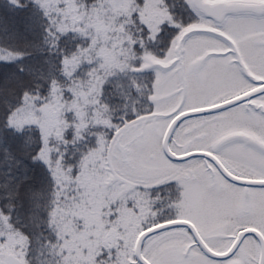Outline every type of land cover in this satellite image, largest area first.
Returning <instances> with one entry per match:
<instances>
[{"label": "rangeland", "instance_id": "1", "mask_svg": "<svg viewBox=\"0 0 264 264\" xmlns=\"http://www.w3.org/2000/svg\"><path fill=\"white\" fill-rule=\"evenodd\" d=\"M133 1L135 2V0H102V7L100 6L102 18L95 19V25H102L105 21V23H115L117 19L124 17L128 11H131L129 4H132L133 10H135ZM108 4L114 5L109 12L117 13V15L112 16L110 13L111 15L107 14L109 18L107 17L104 9ZM206 23L208 21L200 19L195 24L171 25L175 34L170 35L166 40H164L165 38L158 40V43L161 42L166 45V48H170L169 54L163 58L153 55L150 52V46L145 47L146 52L144 54L140 53L139 50L135 52L136 49L131 47L132 44L129 45L130 48L128 49H124L123 46L120 49H111L115 54L126 57L123 62L125 67L121 66V74L128 73L127 80L129 83L127 80L123 81L124 79L120 81L119 78V85L128 91L131 88H137L138 92L137 99L134 100L135 107L133 105L128 113L116 116L114 121L110 120L109 114L106 112L101 116L94 114V104L90 106L87 103L90 97L86 95L73 108L75 113H73L72 126L67 123L66 119V114L70 109L62 111L63 106L58 108L54 104L40 101L41 105L37 107L32 102L26 101L23 106L15 109L10 118V125L14 128L35 125L37 129H40L39 133L43 136H41L43 143L39 147L38 157L45 160V163L49 160L52 161L53 171L61 175L60 180L57 178L54 180L55 186L57 187L59 183V188H64V193L60 190L58 193L54 192L53 196L58 194L61 209L72 214L68 218L72 226L81 225L83 230H81L82 227H78V231H82L83 235L90 236L93 242V246L87 249L88 256H86L85 248L83 253L82 247H80L82 248L81 255L75 256L73 251L68 250L72 248L73 242L72 238H68L67 241L70 243H68L69 246L65 255L68 260L76 257L78 260H82V257L90 256L92 259L80 261L81 264H91L90 262L105 264L103 248L100 245L103 240L102 224L104 220H102V216L108 212L109 216H117L118 218V211L128 210L129 199L136 201L141 199L139 205H142L143 208L140 209V213L136 217L140 223L134 225L132 218L128 225L124 219L123 226H119L122 228L121 236L110 227L114 234L108 237V240L113 244L112 241L118 237L119 240L126 238L127 244L126 247L115 246L114 255L108 264H139L135 259L134 246L139 232L143 230L141 228L143 224L151 227L162 221L185 214L187 217L196 220L205 231L209 230L207 235L212 236L216 224H229L227 219L225 223L217 222L220 218H217L216 213L221 210V207L218 208L216 205L219 198L223 199L224 202L221 200L220 202L222 205L225 204L227 214L237 210L245 212L246 205H249L250 210L253 208L250 212L254 211L264 221V188L233 186L228 184L226 180H215L220 184V189L211 185L212 180H188L192 175L188 176L187 162L172 163L161 150L163 137L173 117L188 107L202 103L201 97H197L196 93H194L195 97L192 96L188 99L183 97L181 77L177 66H180L179 70H183L180 51L184 47V39L192 33V38L203 37L202 32L207 31L201 26ZM150 29L154 30L152 27ZM158 29L159 27L156 26L154 32ZM140 31V35L143 36L146 30ZM211 31L213 32V29ZM138 40L136 38V41ZM145 41L146 38L141 41V44ZM20 58V54L0 47V62H15ZM111 63L112 59H110L109 65ZM201 75L203 72L192 71V68L188 66L186 77L192 87H197V81ZM17 82L19 80H15V83ZM93 87L92 92L98 94L99 88L94 85ZM20 90L21 88L15 87L14 95L19 94ZM81 90L85 93L88 91L84 86ZM128 91L125 93V98L130 96L131 92L128 93ZM142 92H144L143 96L140 94ZM237 109L239 108H233L231 111ZM59 110L62 112H57ZM247 114L254 119L260 118L253 110L247 111ZM95 121L103 126L95 125ZM183 126L181 125L176 130L175 138L172 140L178 152L186 148H184L185 145H177ZM69 130H71V134H65ZM65 138H72L71 149L60 148L64 144L68 145L63 140ZM63 157L66 162H64ZM153 192L161 196L159 203H161L162 210L158 213H153L148 204L154 196ZM1 208L6 209L3 200L2 206H0V250L4 247L3 251H5V242H8L9 247L15 248L18 245L19 249H23L17 243L22 238H17L16 231L11 228L14 225L12 217H9ZM22 208L23 206L17 210H22ZM28 209L27 207L22 211L16 210L15 215H20L21 212ZM29 215L33 222V214ZM127 215L128 213L122 216L127 217ZM206 217L209 221L208 225L204 221ZM88 220H93L95 225L97 220L98 227L94 229L95 226L88 224ZM34 223L36 222L34 221ZM54 225L57 228L60 226L59 223ZM171 232H185V230L176 228L151 236L145 243L143 255L149 257L154 264H227L225 261L219 263L211 260L202 254L196 246H190L191 239H188V243L174 248L169 244H163L167 234ZM59 234L63 235L61 232ZM76 247L78 248V246ZM62 255L61 253L60 256L62 257ZM237 255L247 264H258L260 248L257 243L247 238ZM6 257H4L5 264H26L24 260L13 255ZM44 260L46 264L58 262V259L55 260L52 255L45 256Z\"/></svg>", "mask_w": 264, "mask_h": 264}, {"label": "trees", "instance_id": "2", "mask_svg": "<svg viewBox=\"0 0 264 264\" xmlns=\"http://www.w3.org/2000/svg\"><path fill=\"white\" fill-rule=\"evenodd\" d=\"M100 6L102 0H0V47L21 55L18 61L0 62V206L3 200L6 209H1L12 217L14 225L10 226L16 231L17 238H22L17 243L27 252L26 257L32 264L40 263L44 241L60 242L61 252H66L68 246L65 242L72 238L82 244L68 250L78 256L83 248V253L86 249L88 256L87 236L78 231L81 225L72 226L68 219L72 214L61 209L59 195L53 196L60 190L64 193V188H59V183L58 188L55 186L54 180H60L61 175L53 171L52 161L45 163L38 157L43 143L40 129L35 125L21 128L10 125L15 109L26 101L37 107L41 105L40 101L58 108L63 106L62 111L70 109L66 119L72 126L73 108L85 95L90 97L87 103L94 104L93 113L101 116L106 112L111 121L128 113L131 106L135 107L137 88L124 90L118 83L119 78L120 81L127 80L128 73L121 74L126 57L111 51L122 46L128 49L130 44L136 46L137 22L133 9L130 8L126 16L113 24L105 21L102 25H95V19L102 18ZM113 6L108 4L105 7L106 15H117L109 12ZM110 59L112 63L109 65ZM15 80L19 82L15 83ZM93 85L99 88L98 94L92 92ZM83 86L88 89L87 93L81 90ZM15 87L21 88L19 94L14 95ZM127 91L131 93L125 98ZM143 93L140 94L143 96ZM95 125L103 126L96 121ZM65 134H71V130ZM71 139H63L68 145L60 148L71 149ZM131 202L129 199L128 210L118 211V218L109 216L108 212L104 214L102 226L120 228L124 219L129 225L132 218L133 224L139 225L136 217L140 212L129 206ZM21 206L22 210L29 209L15 215L22 211L17 210ZM126 213L127 217L122 216ZM29 214H33L32 220L36 223L30 220ZM55 223L60 224L59 228ZM87 223L95 226L94 229L99 225L97 220L96 225L93 220ZM4 246L8 250H20L18 245L9 247L8 242ZM86 258L82 257V260Z\"/></svg>", "mask_w": 264, "mask_h": 264}, {"label": "flooded vegetation", "instance_id": "3", "mask_svg": "<svg viewBox=\"0 0 264 264\" xmlns=\"http://www.w3.org/2000/svg\"><path fill=\"white\" fill-rule=\"evenodd\" d=\"M202 1L206 3L236 1L239 3L256 5L261 8L264 7V0ZM133 4L135 5V10H133L134 18L137 22L135 37L137 40L139 39L135 44V52L139 50L140 53L144 54L146 52L145 47L150 46V52L160 58L166 57L170 52V48H166V45L161 42L158 43V40L160 38H165L164 40H166L170 35L173 36L175 34L171 25L195 24L199 22L200 19L208 21V23L201 26V28L207 31L202 32V34H204L203 37L199 36L192 38V33L184 39V47L180 51L184 72L183 70H179L180 66H177L181 77L183 97L185 96L184 98L187 97V99L192 96L195 97L194 93H196L197 97H201L202 103L193 105V107H188L180 113L192 109L210 107L245 93L257 91V93L247 101L235 106L212 113L188 117L182 120L171 136V150L177 154L192 152L209 153L215 156L234 176L242 179L264 180V113L256 107L257 105L264 106V10L263 13L260 14L255 12L229 14L225 16L223 21H220L198 9L194 0H135V2L133 1ZM129 5L131 9H133L132 4ZM145 18L146 20H144ZM156 26H158L159 29L154 32ZM150 27L154 28V30L150 29ZM143 29L149 33L145 31V34L141 36L140 30ZM211 29H213V32ZM142 38H146V41L143 44H141V41L143 40ZM188 66L189 68H192V71L197 72V70H199L203 72V75L198 78L197 87H192L190 81H187L186 73ZM237 107L239 109L231 111V109ZM249 110L255 111L260 118L254 119L248 116L247 111ZM180 113L175 115L173 119ZM238 124L240 126H237ZM181 125L184 126L181 128L182 133L177 145H185L184 148H186L184 150L182 149L183 151L178 152L175 145H173L172 140H174L175 132ZM161 150L164 156L168 158L163 151L162 145ZM169 160L172 163L187 162L188 176L192 175L188 180H212L211 185L215 186L214 188L221 187L215 180H226L230 185L241 186L229 181L230 179L223 174L215 162L205 156L192 157L179 162L171 159ZM246 191L249 192V190ZM157 194L156 192H153L154 196H152L153 198L150 199V202L148 203L150 210L153 213H158L162 210V207L160 206L161 203H159V198H161V196H158ZM140 200L136 201L133 199L129 206L140 211V209L143 208L141 207L142 205H139L141 203ZM220 200L221 198L217 199L216 204L218 208L221 207V210L219 209L220 211H217L216 213L217 218H220L217 222L225 223L228 220L227 223L229 224H216L215 230L212 231L213 235H210L211 237L207 235L208 232H210L209 230L205 231L196 220L187 217L185 214L169 220L183 219L190 221L196 227L204 242L212 250L221 253L226 252L233 246L239 233L244 229L253 228L261 233L264 238V221L260 215L255 214L254 211L250 212L253 208L250 207V210L248 208L249 205H246L245 212L237 210L231 212V214H227L225 212V204L222 205ZM221 201H223V199ZM204 221L206 222L205 224H209L207 217ZM110 227L115 229L113 231L118 233V235H122V228L109 225L103 227V240L100 242V245L103 248L105 264H108L110 258L113 257L118 245L126 247L127 244L126 238L119 240V237L116 240H113L112 244L108 240V237H111V235L114 234ZM141 228H143L142 231H144L149 228V226L146 225ZM176 228H182L185 232H171L167 234L163 244H169L174 248L175 246H181L186 242L188 243V239H191L192 242H190V246H196L206 257L219 263L225 261L227 264H247L245 260L242 261L237 255V252L247 238L257 243L260 247L259 240L256 236L251 234L246 235L236 251H234L229 258L213 259L201 250L196 243L194 236L187 228L174 227L168 230ZM142 231H140L139 234ZM232 231L235 232L232 234ZM87 238L90 239V236H87ZM89 239L86 242L87 249L93 246V242ZM147 239L143 243V248ZM73 242L72 248H75L78 244H82V242L77 244L76 240ZM51 243L52 242L50 241H44L43 245H41L39 264H46L44 257L51 255L55 260L58 259L56 264H81L77 257L72 258L71 260L67 259L65 256L66 252H61L60 250V244L62 243ZM65 244L69 246L68 242H65ZM3 248L0 250V258L3 261V264H5V258H7V255L8 257H12L13 255L24 260L26 264H32L26 257L27 252L25 253L24 250L20 249L18 251H13L6 248L5 251H3ZM61 253L63 254L62 257L60 256ZM111 253L113 254L111 255ZM145 258L151 264H154L146 255ZM86 259L90 260L92 258L87 257ZM90 263L93 264L92 262Z\"/></svg>", "mask_w": 264, "mask_h": 264}, {"label": "water", "instance_id": "4", "mask_svg": "<svg viewBox=\"0 0 264 264\" xmlns=\"http://www.w3.org/2000/svg\"><path fill=\"white\" fill-rule=\"evenodd\" d=\"M194 3L196 7L200 9L202 12L220 21H223L225 16L229 14L252 13V12L260 14V13H263V10H264V7L261 8L256 5H252L248 3H239L236 1L235 2L206 3V2H203L202 0H194ZM255 93H257V91H251V92L245 93L235 98H231L229 100H226L222 103H219V104H216L210 107L198 108V109H193V110L180 113L178 116H176L171 121L163 137L162 147H163V151L165 155L173 161H185L192 157L205 156L207 158L212 159L215 162V164L219 167V169L223 172V174L227 178L230 179L229 181L235 184H238V185L246 186V187H264V180L242 179V178L232 175L215 156L209 153L192 152V153H186V154H177L173 152L170 148L171 136L173 132L175 131L176 127L178 126V124L182 120L188 117L212 113V112L220 111V110L235 106L239 103L247 101L249 98L255 95ZM256 107L257 109H260L262 112H264V106L257 105ZM174 227L187 228L194 236L195 241L198 244V246L201 248V250L213 259L229 258L233 254V252L236 251L242 239L246 235H250V234L254 235L258 238L259 243H260L259 264H264V238L261 235V233H259L257 230L253 228H247V229L242 230L239 233L238 238L236 242L233 244V246L226 252L221 253V252H216L212 250L201 238L199 232L197 231L193 223L187 220H183V219H175V220L161 222V223H158L142 231L136 239L135 248H134L135 259L137 260V262H139L140 264H151L143 255L144 241L150 236H153L159 232H162V231L174 228ZM0 264H3V261L1 258H0Z\"/></svg>", "mask_w": 264, "mask_h": 264}]
</instances>
